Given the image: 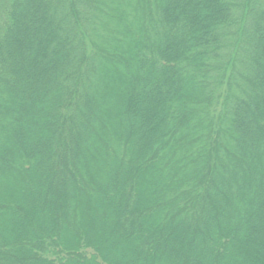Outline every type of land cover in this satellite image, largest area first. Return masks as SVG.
<instances>
[{"label":"trees","instance_id":"1","mask_svg":"<svg viewBox=\"0 0 264 264\" xmlns=\"http://www.w3.org/2000/svg\"><path fill=\"white\" fill-rule=\"evenodd\" d=\"M131 1L139 16L113 43L100 26L113 13L106 0H0V135L9 143L0 145V264L135 263L120 248L132 243L114 238L117 207L109 200L104 210L110 185L93 156L96 147L114 181L132 157L138 110L154 127L137 142L148 157L131 171L125 234L150 214L155 241L182 239L190 264H264V0ZM144 33L160 43L149 48ZM140 51L164 85L155 82L145 110L129 95L141 91ZM98 76L116 79L122 95L106 97L126 111L103 134ZM240 134L249 136L243 157ZM140 201L149 204L138 211Z\"/></svg>","mask_w":264,"mask_h":264},{"label":"rangeland","instance_id":"2","mask_svg":"<svg viewBox=\"0 0 264 264\" xmlns=\"http://www.w3.org/2000/svg\"><path fill=\"white\" fill-rule=\"evenodd\" d=\"M107 4H108V9L112 10V15L107 16V15H103L101 18V24L100 26H104L105 29V35L104 37H106L107 41H112L113 43L117 42L119 39L121 42L125 41V37L123 35V29L125 27V23L126 22H131L134 21L136 18H138L139 14L136 11V8L134 7V4L131 0H106ZM179 5L182 7L181 2L179 3ZM216 8V7H215ZM174 11V9L171 10L170 15H172V12ZM220 11V10H218ZM211 12V11H210ZM212 13V12H211ZM196 15H198V17H200V24L202 23V12L198 11L196 12ZM157 21L159 20L158 18H156ZM146 23V21H145ZM196 30L198 31V33L200 31H202L201 27L197 28L195 27ZM163 30V29H162ZM160 30V31H162ZM159 31V28L156 30V32ZM102 32L100 33L101 37H102ZM160 32L157 33V37H159ZM202 34V33H200ZM127 38V37H126ZM144 39L145 42H147V44L150 46L149 48L153 49L154 48V42L155 40L158 41V39H155L154 41L152 40V38L149 40V36L144 33ZM160 43V40L158 41ZM246 40H243V46L245 45ZM210 43V42H209ZM221 44V43H219ZM161 52H162V46L163 44L161 43ZM187 47V46H186ZM165 49H167V47H165ZM140 50V49H139ZM151 51V50H150ZM149 54L146 52L145 54L143 52H138L136 55V61H134V70H137L136 72V81H138V83H140V87H141V91L139 92V94L137 96H135L134 94L132 95L130 90H129V95L131 97V100H133V104H139L142 108H144V104H145V98L148 94L151 95L152 91L154 90V88H156L155 86V82L160 83L163 85L162 79L156 76V74H154V69L151 67V64L149 63ZM149 64V65H148ZM242 64V63H241ZM133 65V66H134ZM246 74V73H245ZM152 76L151 81H146L147 78H150ZM248 76L250 77V74H248ZM1 77V76H0ZM251 78V77H250ZM254 80V79H253ZM118 84L116 79L114 80V78L112 79V77H109V80H104L103 78L101 79L100 76H98L97 79V94L101 95V99L104 100V104L107 107H109V110L106 111V118L104 119V121H102L103 127L100 128V130L102 131V134L106 131L109 132V127H111L112 122L119 116L122 117V115L124 114L126 117V111L124 109V106L117 107V109H115L114 105L110 104V100L107 99L106 95L110 94V93H114L115 97H118L120 95H122V90H117L115 89V85ZM246 85H250L251 88L253 90H255L256 94L258 96V91L256 90L257 84L254 80V85L252 86L250 83L246 84ZM1 88L2 90L5 89V83L4 80L1 81ZM164 87V85H163ZM158 88V87H157ZM0 90V100L4 99V91ZM251 90V89H250ZM98 95V96H99ZM153 98V97H152ZM151 98V99H152ZM107 101V102H106ZM122 102L126 105L125 102V98L122 100V96H121V104ZM141 107H138V109H140ZM235 107V106H234ZM108 109V108H107ZM145 110V108H144ZM141 111V110H140ZM138 110L137 111H133L135 112L134 116L137 118V123H135L134 121L129 122L131 127L135 126V132L134 135L136 136L135 139H133L134 141H132V146H133V153H132V157L129 161H124L126 162L123 166H122V171L120 172V174L118 175V177L111 182V180L108 178V175L105 173V167L108 166V161H105L106 165L100 166V161L102 162V157L101 160L97 159L100 157L99 155V149L95 147V151H94V165L96 166L97 164V168L95 167V171H99L100 175L102 177H104L107 181H109V185L107 187V200L105 202V207L104 210L107 211V213L109 212V207L108 204H110L111 200H115V206L117 207V210L115 211V213L117 214V217L115 218V223L113 224L115 226V230H116V234H114V238L117 240L118 242L122 245V243H124L125 241H127L128 243L131 242L132 245L130 244L129 248L127 247L128 245H124L123 247H120L123 251L127 250L128 254H130L129 259L132 258L134 255H136L137 257L135 258V263L134 264H171L172 263V259L171 258V253L173 252V254L175 253L176 256H180V258L178 259V264H190L191 261L189 259V256L187 255V253L180 255V252L183 251V249L180 251V249L182 248V239H179L178 241H176L174 244H172V238L170 241H166V246H164V244H162L163 242H157L155 241L157 235H156V229H157V221L155 220V218L152 215H147L145 216V218L143 220L139 221L138 227V234L137 233H133L132 231L129 232L131 234H125V230H122L121 227V213L123 211L125 202L128 200L129 198V183L131 181V174H132V169L135 168V165L140 162V160L143 158H147L148 156H146L147 151H144V154H141V148L138 145L137 146V142L142 140L143 136H146L147 133L153 129L154 125L152 123H150L147 119H146V115L144 112H140ZM229 127V124H228ZM249 134V133H248ZM240 137V138H239ZM238 140H239V146L237 148V153L239 156L245 155L244 154V149L246 147H248V145L250 144H246L244 141V138H248V135H239ZM118 139V137H117ZM244 141H242V140ZM242 143V144H241ZM245 143V144H243ZM9 145L8 140L5 138L4 136L0 135V145ZM139 144V143H138ZM160 148V147H159ZM147 150V149H146ZM166 149H163V153L164 156L167 153L165 151ZM149 151V150H148ZM251 155L253 158H255V152L253 150V148L251 147ZM138 158V159H137ZM142 159V160H143ZM166 163V159H163L162 164L165 165ZM249 168H251V163H248ZM167 169L169 170V173L171 176H174L172 173H174V170L172 169V165L168 163L167 165ZM234 168V166H233ZM244 172H245V176L243 175V172L241 173V175H243V179L246 178V176L250 179H252L254 181V179L256 178V176L254 177L253 172L250 170H247L246 168H243ZM3 179V177L0 175V187H1V180ZM171 186L175 187V185L179 184L175 182V179L172 182H170ZM259 186V184H258ZM142 187V186H141ZM1 190V189H0ZM41 190V189H40ZM231 192H234L233 189L229 190ZM221 194V193H220ZM219 194V195H220ZM45 196L43 194H41L40 198H44ZM171 197V196H170ZM261 195H257L256 196V200H253L254 204H257L258 201L260 200ZM115 198V199H112ZM110 200V201H109ZM257 202V203H256ZM149 203H146L145 205H141V201L140 204L138 205L137 209L139 210H143L146 209L148 207ZM220 208V206H219ZM108 218V219H107ZM106 218V222H105V226L109 229L111 228L110 224H112V221H110L109 219V214L107 215ZM252 222V220L246 219L245 224ZM252 226V224L250 225ZM246 228H248L246 226ZM248 231V230H247ZM175 232L174 230H171L170 233V237H173V233ZM176 234V232H175ZM173 235V236H172ZM176 236H178V234H176ZM127 237V238H126ZM180 237V235H179ZM136 238V239H135ZM244 240H248V237L245 238ZM154 243H151V242ZM127 243V244H128ZM139 247V250L135 251V248ZM164 247H166V252L164 250ZM143 249V252L141 253V250ZM209 259V258H208ZM250 259V258H249ZM171 260V261H170ZM174 260V259H173ZM252 260V258H251ZM208 262V260H206ZM253 262V260L251 261ZM211 264V263H210ZM214 264V263H213ZM223 264H226L225 261L223 262Z\"/></svg>","mask_w":264,"mask_h":264},{"label":"bare ground","instance_id":"3","mask_svg":"<svg viewBox=\"0 0 264 264\" xmlns=\"http://www.w3.org/2000/svg\"><path fill=\"white\" fill-rule=\"evenodd\" d=\"M155 148H156V146L153 147V151H154ZM236 246L237 245L234 244V246H232V250H234Z\"/></svg>","mask_w":264,"mask_h":264}]
</instances>
